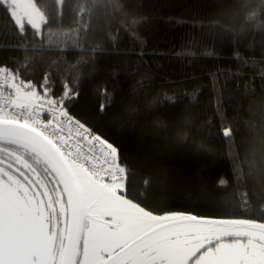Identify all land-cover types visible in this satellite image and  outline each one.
<instances>
[{"label":"trees","instance_id":"obj_1","mask_svg":"<svg viewBox=\"0 0 264 264\" xmlns=\"http://www.w3.org/2000/svg\"><path fill=\"white\" fill-rule=\"evenodd\" d=\"M33 2L41 30L0 0V66L80 93L66 104L118 147L129 198L264 221V0Z\"/></svg>","mask_w":264,"mask_h":264},{"label":"snow or ice","instance_id":"obj_2","mask_svg":"<svg viewBox=\"0 0 264 264\" xmlns=\"http://www.w3.org/2000/svg\"><path fill=\"white\" fill-rule=\"evenodd\" d=\"M139 24L132 16L125 28L135 32ZM54 87L47 75L38 87L0 66V204L7 264L38 259L55 264L54 248L20 243L33 213L43 216L49 235L61 229L74 238L63 264H264V221L158 213L129 198L128 170L118 147L69 110L66 101H76L78 91L67 84L60 92ZM104 108L99 104L101 113ZM221 134L231 138L233 129L225 127ZM250 164L255 175L264 176V168Z\"/></svg>","mask_w":264,"mask_h":264},{"label":"rangeland","instance_id":"obj_3","mask_svg":"<svg viewBox=\"0 0 264 264\" xmlns=\"http://www.w3.org/2000/svg\"><path fill=\"white\" fill-rule=\"evenodd\" d=\"M2 1L10 7L16 22L20 26H23L24 24H29L35 29L41 30L45 18L39 8L34 4L33 0ZM62 1L63 0H58L59 4H61ZM3 223L4 209L2 204H0V234L3 236V242H0V245H3L2 248L5 245V230ZM63 239V230H54L52 235H49L48 226L44 223L43 216H36L34 213L31 214L25 221L24 227L20 235V243L23 245H30L37 249H47L50 247L54 248L56 258L57 252H59L62 247ZM3 258V253L0 252V259L3 260ZM37 262L45 264L47 260L38 259Z\"/></svg>","mask_w":264,"mask_h":264},{"label":"water","instance_id":"obj_4","mask_svg":"<svg viewBox=\"0 0 264 264\" xmlns=\"http://www.w3.org/2000/svg\"><path fill=\"white\" fill-rule=\"evenodd\" d=\"M75 246V240L72 237L71 233L64 232V239L62 243V247L59 253V257L57 260V264H63V257L66 251H71Z\"/></svg>","mask_w":264,"mask_h":264},{"label":"flooded vegetation","instance_id":"obj_5","mask_svg":"<svg viewBox=\"0 0 264 264\" xmlns=\"http://www.w3.org/2000/svg\"><path fill=\"white\" fill-rule=\"evenodd\" d=\"M4 240H5V238H4ZM33 240V239H32ZM1 242H3V236L1 235ZM2 244L0 245V252H2ZM61 247V246H60ZM60 249V248H59ZM61 250V249H60ZM60 250H59V252H57V258L55 257L54 258V261H55V264H57V260H58V257H59V253H60ZM3 264H7V261H6V258H3ZM36 264H41V263H39V262H36ZM45 264H49V262L47 261Z\"/></svg>","mask_w":264,"mask_h":264}]
</instances>
